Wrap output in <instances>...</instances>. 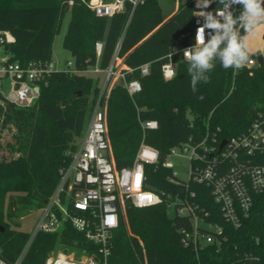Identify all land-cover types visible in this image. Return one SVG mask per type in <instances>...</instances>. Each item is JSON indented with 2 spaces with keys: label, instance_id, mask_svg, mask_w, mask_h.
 Segmentation results:
<instances>
[{
  "label": "trees",
  "instance_id": "obj_1",
  "mask_svg": "<svg viewBox=\"0 0 264 264\" xmlns=\"http://www.w3.org/2000/svg\"><path fill=\"white\" fill-rule=\"evenodd\" d=\"M69 1L0 0V32L10 31L15 39L0 43L10 61L24 65L51 61L55 36L70 12L63 46L79 71H52L32 105L0 106V138L4 129L12 131L9 140L0 141L1 257L12 263L21 255L31 233L18 228V219L44 205L85 133L101 88L94 76L83 71L97 66L103 72L113 65L132 69L126 77L138 79L142 89L130 96L122 83L113 82L103 96L108 157L121 169L134 162L143 141L158 149L160 161L145 165V186L164 194L165 200L145 207L129 200L122 203L109 264H264V192L255 194L252 210L236 228L223 217L209 186L193 180L172 181V169L162 165L170 149L190 137L200 140L209 130L221 139L230 138L244 132L259 112L264 113V61L239 70L224 69L216 61L208 73L210 82L199 83L193 93L188 64L180 51L173 54V78L166 80L161 66L172 48L181 50L194 42L196 0H178L177 10L168 17L163 16L158 0H145L135 8L128 2L124 12L112 17L97 16L84 0ZM218 7L213 2L208 9ZM233 9L234 16L242 11L240 5ZM98 41L103 43L99 55ZM250 58L256 56L249 54ZM146 62L150 72L142 75L139 67ZM147 120H156L158 127L143 130L142 122ZM185 198L199 207L197 213L204 222L222 228L216 233L220 242L198 249L183 244L182 229H193V216L176 212L171 216L168 203ZM60 245L89 254L98 247L68 223L61 232H38L21 264H45Z\"/></svg>",
  "mask_w": 264,
  "mask_h": 264
},
{
  "label": "built area",
  "instance_id": "obj_2",
  "mask_svg": "<svg viewBox=\"0 0 264 264\" xmlns=\"http://www.w3.org/2000/svg\"><path fill=\"white\" fill-rule=\"evenodd\" d=\"M84 1L97 16L112 17L124 12L128 2L135 8L145 0ZM72 3L73 0H70L69 4ZM198 21L199 24L203 23L202 18L194 16V42L181 50L172 48L166 55L167 60L161 66L162 75L166 80L176 74L173 54L180 51L183 55L184 49L195 44ZM14 40L10 31L0 32L1 44L12 43ZM102 46V42H96L98 55ZM254 60L255 58H250L248 62L253 64ZM250 63L247 65L253 66ZM139 69L142 75L149 74L150 62L143 63ZM55 70L58 71L52 60L31 61L26 65L18 61L12 62L9 55L0 48V106L5 103L32 105L40 95L42 83L47 84V77ZM63 70L79 72L72 61H68ZM131 70L114 69L113 65L105 70L106 78L93 103L85 133L70 154V162L62 169L59 183L53 193L39 208L38 221L23 252L12 263L0 255V264H21L38 232H61L68 223L78 231L84 232L88 239L97 244L96 251L89 254L77 247L68 250L60 245L49 253L45 264H109L111 240L120 223L122 203L129 200L134 206L145 207L160 204L165 200L164 194L145 186V165L160 161L158 149L143 141L134 162L121 169H116L108 157L109 141L102 99L113 82L122 83L130 96L140 92V81L128 80L126 77L127 72ZM83 72L99 73L102 70L96 66ZM3 79L10 81L8 92L3 90ZM142 127L143 130L156 129L158 123L156 120H147L142 122ZM224 139L226 143L220 148L223 139L219 138L216 131L208 130L200 140L190 137L188 141L172 147L162 165L172 169V181L187 184L193 180L209 186L215 201L221 207L223 217L238 228L242 225V217L248 216L252 210L255 194L264 192V113L259 112L244 132ZM178 148L180 152L187 154L190 161L188 178L185 180L178 177L170 160V157L179 154ZM191 196L194 197L195 193ZM168 208L180 215L193 216V229H182V242L185 246L198 249L215 241L220 242L216 233L220 234L222 228L215 223L204 222L197 213L199 207L190 198L171 201ZM199 227H204L207 231H201Z\"/></svg>",
  "mask_w": 264,
  "mask_h": 264
},
{
  "label": "clouds",
  "instance_id": "obj_3",
  "mask_svg": "<svg viewBox=\"0 0 264 264\" xmlns=\"http://www.w3.org/2000/svg\"><path fill=\"white\" fill-rule=\"evenodd\" d=\"M213 2L220 7L206 11ZM234 5L242 7L238 16H234ZM195 7L199 11L193 16L202 18L203 23L198 21L195 44L183 50L193 93L199 83L210 82L208 73L216 61L224 69L243 68L249 61L247 37L264 25V0H196Z\"/></svg>",
  "mask_w": 264,
  "mask_h": 264
},
{
  "label": "rangeland",
  "instance_id": "obj_4",
  "mask_svg": "<svg viewBox=\"0 0 264 264\" xmlns=\"http://www.w3.org/2000/svg\"><path fill=\"white\" fill-rule=\"evenodd\" d=\"M158 2L161 6L162 13L165 17H168L171 14H173L177 10L179 4L178 0H158ZM69 20H70V12L66 13L62 21L60 32L55 36L53 43L52 61L54 62L55 68L58 70L65 69L67 67L68 61L74 62V58L71 52L63 46V39L69 24ZM262 28H264V25H262L257 30L256 33L248 35L247 42H248V46H250L249 48H253V46L255 47L257 45L264 46V38L262 35H259L261 33ZM251 42L253 46L251 45ZM257 63L258 61L255 59L254 63L253 64L250 63V65L254 66L257 65ZM87 74L94 76V78L98 80L100 86L103 85L106 78L105 71L99 73L90 72ZM2 86H3V90L5 92H8L10 89V81L8 79H3ZM11 135H12L11 130H9L8 128L4 129L0 141L5 142L9 140L11 138ZM4 154L8 156H12V154H10L7 151H5ZM179 154L173 155L172 157H170V160L173 162V170L177 173L178 177L180 179L185 180L188 178V169H189L190 161L187 154L180 152V150H179ZM16 155H18V153H16L15 156ZM174 213L175 212L173 210H170L171 216H173ZM39 215H40L39 209L30 211L28 214L18 219L19 221L18 228L28 231L30 233L33 232L36 223L38 221Z\"/></svg>",
  "mask_w": 264,
  "mask_h": 264
},
{
  "label": "crops",
  "instance_id": "obj_5",
  "mask_svg": "<svg viewBox=\"0 0 264 264\" xmlns=\"http://www.w3.org/2000/svg\"><path fill=\"white\" fill-rule=\"evenodd\" d=\"M164 16V15H163ZM165 17V16H164ZM258 30V29H257ZM257 32V31H256ZM255 32V33H256ZM264 34V28H262L261 30V33L259 35H262L263 36ZM251 45H252V42H251ZM253 46V45H252ZM250 46H248L249 48ZM262 53L263 57H264V46L262 45H257V46H253V48H249V54H254V55H257V53ZM257 59V58H256Z\"/></svg>",
  "mask_w": 264,
  "mask_h": 264
},
{
  "label": "water",
  "instance_id": "obj_6",
  "mask_svg": "<svg viewBox=\"0 0 264 264\" xmlns=\"http://www.w3.org/2000/svg\"><path fill=\"white\" fill-rule=\"evenodd\" d=\"M256 58H257V61L259 62V63H262L263 61H264V57H263V55H262V53H257V55H256ZM254 110V108H252V111ZM226 143V139H223V141H222V143H221V145H220V148H222L223 146H224V144ZM2 230H3V228H1Z\"/></svg>",
  "mask_w": 264,
  "mask_h": 264
}]
</instances>
